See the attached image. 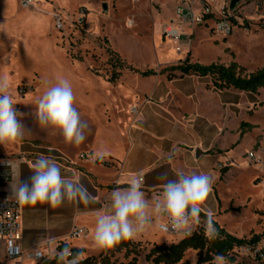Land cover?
<instances>
[{
    "label": "rangeland",
    "instance_id": "rangeland-1",
    "mask_svg": "<svg viewBox=\"0 0 264 264\" xmlns=\"http://www.w3.org/2000/svg\"><path fill=\"white\" fill-rule=\"evenodd\" d=\"M89 6L81 7L82 4ZM106 5V9L104 8ZM64 9L56 8L64 16L62 31L54 28V19L47 18L38 30L31 29V40L23 47L24 62L7 77L10 92L16 103L18 117L28 131L26 136L51 146L65 143L59 133L40 126L35 117V105L46 88L59 78H67L73 87L74 107L82 121L90 126L89 119H96L101 127L109 121L111 134H118L117 119L125 118L128 104L140 96L136 90L146 87L136 71H161L185 61L204 66L236 63L243 75H250L264 67V0H253L243 6L244 25L235 27L233 34L223 38L210 26L185 29L180 40L169 41L163 36V27L176 18L174 0H67ZM86 9V19L78 24L81 9ZM176 21V20H175ZM55 29V30H54ZM53 30V31H51ZM20 65V63H19ZM18 65V67H19ZM17 66V63H14ZM18 70V71H17ZM173 78L180 72H169ZM114 75H118L116 80ZM141 79V80H139ZM206 101H213L214 94L223 103L234 102L237 144L235 157L217 167L218 181L214 187L219 210L213 220L228 234L239 239H251L264 233V88L257 93L236 89L217 90L211 78H203ZM21 90L25 93H21ZM137 91V93L134 91ZM132 92L134 94H132ZM142 96V95H141ZM217 100V99H216ZM20 113L23 115L20 116ZM234 116V115H233ZM223 115L222 119H225ZM87 127L85 130L89 132ZM1 146V145H0ZM254 152L260 163L251 162L248 154ZM22 208L23 204L21 202ZM201 226L205 218L202 216ZM160 240L180 241L185 235L160 231ZM80 244L84 242L78 241ZM140 263L152 244L142 243ZM96 249L92 247V249ZM93 249V250H94ZM45 253H49L44 249ZM125 251L100 249L92 255L96 264H125L132 259ZM1 264H8L0 248ZM198 252H189L184 258L197 264ZM215 259L214 264H219ZM27 264V263H26Z\"/></svg>",
    "mask_w": 264,
    "mask_h": 264
},
{
    "label": "crops",
    "instance_id": "crops-1",
    "mask_svg": "<svg viewBox=\"0 0 264 264\" xmlns=\"http://www.w3.org/2000/svg\"><path fill=\"white\" fill-rule=\"evenodd\" d=\"M21 1L0 0V77L13 76L15 69H21L23 47L31 40V29L38 30L47 18L53 28L56 8L64 9L67 4V0H34L32 7L23 8ZM176 5L177 0H174V15ZM85 6L89 5L84 3L81 7ZM176 18L170 22H175ZM160 72L139 79L146 87L136 89L140 96L134 97L124 110L126 113L130 109L129 115L117 119L118 134H111L109 121L96 127L98 121L89 119L90 131L85 133V141L79 146L74 145L73 149H68L65 143L55 146L39 143L26 135L19 142L0 146V156H27V163L20 167L22 181L31 176L30 166L43 154L59 164L63 176L79 178L96 197V202L88 205L67 200L59 207L46 203H22L21 244L24 252L34 249L53 252L58 243L83 252L80 259L99 252L100 248L93 242L96 213L106 211L110 192L116 187H126L133 176L143 178L142 190L146 198L152 200L162 191L161 173H167L169 179H175L178 169L208 173L213 178V185L205 208L211 209L213 216L218 213L219 203L214 193L219 180L217 167L236 156V148H232L238 142L236 114L232 113V106L235 107L236 103H223L215 94L213 101H206L205 95L209 97L213 93H207L199 81L202 77L184 75L169 79V72ZM133 108H137V113ZM223 115L226 120L222 119ZM97 152H105V158L94 159ZM8 189L12 192V186L0 185V195L7 193ZM202 214L206 215V212ZM160 222L164 221L156 219L151 227L132 240L168 245L172 236L160 240V230L155 226ZM75 226L87 229L88 236L72 238L70 235ZM0 248L6 258V244L2 241ZM26 263L34 264L30 260H25ZM8 264H18V261H8ZM138 264H141L140 260ZM142 264L152 263L145 260Z\"/></svg>",
    "mask_w": 264,
    "mask_h": 264
},
{
    "label": "clouds",
    "instance_id": "clouds-1",
    "mask_svg": "<svg viewBox=\"0 0 264 264\" xmlns=\"http://www.w3.org/2000/svg\"><path fill=\"white\" fill-rule=\"evenodd\" d=\"M74 101L71 82L61 77L46 88L36 102L35 117L38 124L50 129L52 134L59 133L66 143L79 146L86 139L88 125L81 120ZM15 105L8 79L0 77V145L5 147L21 141L29 130L18 117ZM105 155V152H97L94 159L103 160ZM6 163L17 181L12 185V197L19 202L46 203L52 207H59L66 200L77 205L96 202V197L79 178L63 176L59 164L50 156L42 154L36 158L30 166L31 176L23 181L19 166L10 160ZM159 178L164 181L162 191L152 200L146 198L140 176H133L126 187H116L110 192L106 211L96 213L93 242L98 248H111L132 239L151 227L156 219L164 221L155 225L162 232L191 235L201 226L202 212H206L205 235L208 238L219 235L211 209L205 208L213 185V178L208 173L178 169L175 179H169L167 173H161ZM65 256L71 257L67 264H80L83 252L73 255L65 248L60 257Z\"/></svg>",
    "mask_w": 264,
    "mask_h": 264
},
{
    "label": "built area",
    "instance_id": "built-area-1",
    "mask_svg": "<svg viewBox=\"0 0 264 264\" xmlns=\"http://www.w3.org/2000/svg\"><path fill=\"white\" fill-rule=\"evenodd\" d=\"M251 1L253 0H240L236 10L231 11V0H177L176 21L164 25L163 36L169 41L180 40L185 29H195L201 25H209L214 33L223 38H228L233 34L235 27L240 28L244 25L245 20L242 9L246 3ZM34 2V0H22L21 6L30 8L34 5ZM53 18L56 30L62 31L65 26L64 16L56 11ZM85 19L86 9L83 8L79 12L78 24L84 23ZM21 93H25V91L21 90ZM133 112L137 113V108H133ZM248 157L251 162L260 163L254 152H250ZM9 160L20 168L27 163L28 158L26 155L0 156V185L7 188L17 182L12 169L6 163ZM21 218V202L13 198L12 192L8 189L7 193L0 195V241L6 244L5 259L7 261H18V264H24L25 260H30L34 264H41L44 260L58 257V264H67L71 257L65 256L61 259L60 253L63 250H57L60 243L53 252L45 253L42 249L24 252L21 244ZM164 233L180 235L171 231ZM70 236L75 239L86 238L88 231L83 227L75 226ZM80 264L88 263L84 259H80ZM219 264H264V237L257 242L236 245L230 256L220 259Z\"/></svg>",
    "mask_w": 264,
    "mask_h": 264
},
{
    "label": "trees",
    "instance_id": "trees-1",
    "mask_svg": "<svg viewBox=\"0 0 264 264\" xmlns=\"http://www.w3.org/2000/svg\"><path fill=\"white\" fill-rule=\"evenodd\" d=\"M180 72L181 76L195 75L202 78H211L212 87L214 89L223 91L227 89H236L246 93H257L260 88H264V67L260 70L250 74L243 75V69L236 63L229 66L221 64H212L204 66L199 63H184L161 70V74L167 72ZM142 77H149L156 75V71L148 70L144 72L136 71ZM118 75H114L116 80ZM168 78L172 76L168 74ZM201 216L206 219V215L201 213ZM219 235L216 238H208L205 235V229H196L191 235H185L180 241L172 244L152 245L151 249L146 252L145 260L152 264H191L189 261H183L186 254L189 252H198L197 264H214L215 259L227 258L230 256L236 245H241L247 242H257L264 233L259 236H254L251 239H239L228 234L215 221H213ZM141 242H135L132 239L123 240L110 249L116 252L125 251V256L128 258L134 254L132 259L125 264H138L139 255L142 253ZM68 248L65 244L60 243L57 250L61 251ZM73 255L77 252L75 249H69ZM88 264H96L94 258L91 256L84 259ZM220 260V259H219ZM41 264H58V257L44 260Z\"/></svg>",
    "mask_w": 264,
    "mask_h": 264
},
{
    "label": "water",
    "instance_id": "water-1",
    "mask_svg": "<svg viewBox=\"0 0 264 264\" xmlns=\"http://www.w3.org/2000/svg\"><path fill=\"white\" fill-rule=\"evenodd\" d=\"M240 0H231L230 3V10L235 11L237 6L239 5ZM104 8L106 9V5H104Z\"/></svg>",
    "mask_w": 264,
    "mask_h": 264
}]
</instances>
